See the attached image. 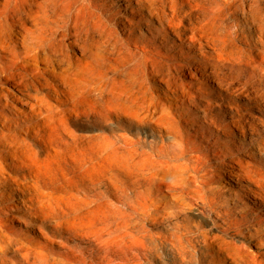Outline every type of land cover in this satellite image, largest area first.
Segmentation results:
<instances>
[{"label": "bare ground", "instance_id": "6f19581e", "mask_svg": "<svg viewBox=\"0 0 264 264\" xmlns=\"http://www.w3.org/2000/svg\"><path fill=\"white\" fill-rule=\"evenodd\" d=\"M95 1L0 0V188H11L9 193L19 197L16 211L31 220L26 226L41 233L47 244H51L45 232L49 220H55L54 235L69 230L77 239L91 241V235L77 229L80 204L92 213L96 196L88 194L74 204L77 189L103 182L105 187L112 185L119 190L125 182L114 173L118 170L131 178L139 176L137 171L118 168L114 161L115 154L123 153L126 157L136 148L132 142H125V149L119 148L110 125H106L107 117L99 111L109 110L99 101L100 66L119 75L130 70L148 71L168 86L172 82L177 85L182 73L213 80L217 75L212 74V62L217 57L201 54L198 59L191 58L195 50L212 48L219 56L230 36L236 34L233 26L238 24L239 17L264 38V0H112L117 6L112 10H104ZM87 2L93 6L87 7ZM125 13H131V17ZM143 26L150 37L145 36ZM169 49L170 53L163 52ZM172 53L179 54L182 61L175 67L171 65ZM113 60L120 62L112 64ZM104 73L107 78L108 72ZM199 82L198 89L204 79ZM263 96L258 88L245 95L255 104ZM257 105L259 109L264 104ZM228 111L233 118L235 110ZM123 114L134 118L127 112ZM74 115L93 119L89 131L98 128L110 133L79 135V127L74 128L71 123ZM99 115L104 118L100 127ZM144 118L166 126L156 107L146 108ZM232 124L242 136L254 131V125L241 115ZM237 170L242 172L241 167ZM153 177L155 174H149L136 179L134 184L152 181ZM93 191L89 189V193ZM7 200L0 197L2 203ZM252 203L254 210H262L264 215V197L257 195ZM11 210L7 206L0 210V246L5 243L6 252L21 259L16 263L2 258L0 262L39 263L41 258L31 256L33 251L26 247L25 255L19 254L21 249L10 223L21 220L11 215ZM258 215L253 220L243 214L235 217L228 228H218L217 233L203 237L202 249L194 245L201 236L181 231L179 220L173 221V229L162 239L179 257L178 264H254L244 246L252 241L264 257V221ZM24 238L29 241L27 236ZM140 245L150 249L143 242Z\"/></svg>", "mask_w": 264, "mask_h": 264}, {"label": "rangeland", "instance_id": "374dc122", "mask_svg": "<svg viewBox=\"0 0 264 264\" xmlns=\"http://www.w3.org/2000/svg\"><path fill=\"white\" fill-rule=\"evenodd\" d=\"M95 2L104 10L117 7L112 0ZM86 4L87 7L93 6L89 2ZM124 15L131 17V13ZM229 22L233 26L231 20ZM237 22L233 26L236 34L230 36L219 56L207 47L191 54L195 59L201 54L212 59L217 57L212 62L215 65L212 74L217 75L213 80L200 74L192 78L182 73L177 77V85L172 82L168 86L162 79L157 81L148 71L130 70L119 75L103 66L98 68L99 101L105 103L102 104L106 107L104 109H109L108 112L99 111L107 117L106 125H110L117 146L125 149L128 147L125 142H132L136 148L126 157L123 153L115 154L114 161L118 168L122 166L137 171L139 176L131 178L130 174L118 170L114 173L125 182L119 190L112 185L105 187L103 182L90 185L94 190L92 193H89V187L76 190L77 200L72 199L74 204L88 194L96 196L92 213L87 206L80 204L81 218L77 229L91 235V241L79 240L69 230L54 235L57 232L55 220H49L45 232L51 238V244H47L40 237L41 233L26 226L31 220L16 211L19 197L9 193L11 188H0V197L8 198L6 203L0 201V210L7 206L12 209L10 214L21 220L10 223L21 256L25 255L26 247L33 251L31 256L41 258L36 264H178L179 257L162 239L173 229V221L179 220L181 231L201 236L194 243L197 249H202L203 237L217 233L218 228H228L241 214L250 220L259 214L264 221L262 210L255 211L252 203L255 196L264 197V105L259 109L256 107L264 104V96L256 100L257 104L245 97L252 88L264 92V38L242 18L239 17ZM145 28L142 27L145 36L150 37ZM176 43L182 45L177 39ZM73 52L78 54L77 50ZM179 57V54L172 53L173 67L182 63ZM119 62L113 60L112 64ZM104 71L108 72V79L104 77ZM202 79L204 83L198 89ZM149 106L158 109V116H164L165 127L145 118L142 120ZM230 108L235 110L233 118L228 111ZM123 112L134 118H126ZM240 115L254 125V131L250 130L247 136H242L232 124ZM72 118L74 128L79 127L76 128L79 135L110 133L98 128L89 131L93 119L76 115ZM103 119L99 115L98 127L104 124ZM239 167L242 172L237 170ZM149 174H155L154 180L134 184L136 179ZM162 215L164 218L159 217ZM24 236L29 241H25ZM140 242L149 245L150 249ZM106 244L110 247L105 248ZM6 250V244H1L0 259L20 262L21 257H13ZM244 250L254 264H264V257L259 255V249L252 241L247 242Z\"/></svg>", "mask_w": 264, "mask_h": 264}]
</instances>
